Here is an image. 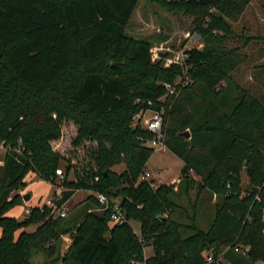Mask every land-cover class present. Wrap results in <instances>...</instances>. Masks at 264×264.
Segmentation results:
<instances>
[{
	"label": "trees",
	"instance_id": "1",
	"mask_svg": "<svg viewBox=\"0 0 264 264\" xmlns=\"http://www.w3.org/2000/svg\"><path fill=\"white\" fill-rule=\"evenodd\" d=\"M139 1L0 0V144L10 147L0 159V264H206L208 252L264 264V96L235 78L248 55L227 44L251 0H145L193 16L205 40L168 67L127 35ZM188 74L169 95L165 85ZM149 107H164L163 143L185 165L179 183L140 179L156 150L133 116ZM64 121L76 125L72 153L82 147L83 158L58 151ZM30 172L63 188L57 208L87 189L100 207L98 193L119 202L127 223L112 222V206L74 222L46 203L11 216ZM35 253L43 260L33 263Z\"/></svg>",
	"mask_w": 264,
	"mask_h": 264
},
{
	"label": "rangeland",
	"instance_id": "2",
	"mask_svg": "<svg viewBox=\"0 0 264 264\" xmlns=\"http://www.w3.org/2000/svg\"><path fill=\"white\" fill-rule=\"evenodd\" d=\"M246 10L241 14L237 21L233 24V33L228 37V46L240 47L243 54L248 55L246 63L240 65L234 72L235 78L243 85L250 86L255 92L264 96V0H251L246 6ZM133 17L131 18L127 35L134 39L148 41L150 43L151 57L153 61H162L164 66L168 65L169 59H174L176 56L182 55L184 51L197 47L203 48L205 40L199 36L197 40H193V36L198 34L196 25L193 24L194 17L184 12H175L156 2L140 0ZM214 11V10H212ZM177 80L173 86L176 85ZM166 86V85H165ZM167 87V86H166ZM169 87H167L168 90ZM169 92V91H168ZM167 92V93H168ZM165 100V97H161ZM147 115H151L148 112ZM76 125L71 121H64V136L62 141L57 145L60 153L71 156L74 160L83 158L84 149L78 148L72 153L74 146L72 140L75 138ZM10 150V147L3 142L0 144V159L3 162L5 154ZM80 150V151H79ZM64 162L59 169L64 170ZM146 170L152 173L151 179L157 184L161 183H179L183 176V161L171 150H168L164 145L163 149H156L151 158L146 164ZM125 167L116 166L117 171H123ZM35 172H30L25 177L27 188L20 191L23 196L26 193L31 194V199L23 201L22 205H18L10 211V215L17 219H24L26 216V207L32 208L36 205L47 203L48 199L54 196L57 190L56 186L49 181L46 182L40 179ZM32 175V176H31ZM31 176V177H30ZM73 174H70L72 178ZM244 185L249 184V178L243 176ZM25 193V194H24ZM92 196H96L91 190L80 189L64 204L63 210L67 211V219L69 222H74L75 218L90 208L93 212H100L101 207L95 203ZM216 200V198H215ZM213 200V201H215ZM135 232L139 233L140 223L138 221L131 222ZM210 221L205 219L201 225L204 229L209 228ZM34 227L28 229L32 231ZM2 235L0 231V236ZM72 241L71 233L63 236V252L68 249ZM147 256L154 254V247L149 244L145 248ZM43 260L41 253H35L33 263Z\"/></svg>",
	"mask_w": 264,
	"mask_h": 264
},
{
	"label": "built area",
	"instance_id": "3",
	"mask_svg": "<svg viewBox=\"0 0 264 264\" xmlns=\"http://www.w3.org/2000/svg\"><path fill=\"white\" fill-rule=\"evenodd\" d=\"M197 37H199L197 34L193 36V40L196 42L199 41L197 40ZM188 50L184 51L182 55L176 56L174 59H169L168 65L169 64H179V65H185L186 59L188 58ZM191 81L190 75H185L177 80L176 85L166 84L168 88V93L169 95L174 93L176 90V86L178 85H186ZM149 104L152 105L153 103L149 101ZM148 112H151V115H147ZM134 124L140 125L149 132H151L154 135V138L151 140L146 141L145 143L153 148L154 150L156 149H163L164 148V143H163V134H162V129H163V124H164V107L161 109H154V108H146V109H141L139 112L134 114L133 116ZM57 174L60 178H64L65 172L62 169H58ZM152 173L145 170L140 179H151ZM63 188L58 187L56 190V195L60 196ZM244 195L245 192L243 193ZM97 199L99 200L101 204L102 209H107L109 207H113L112 209V222L115 224H124L127 223L128 217L127 214L123 211L121 205L119 202H115L112 204V202L107 198L104 194L98 193L97 194ZM257 199L260 200V195H257ZM48 206H53L57 211L58 215L61 217L65 218L67 216V211L63 210L62 208H57V205L55 204V200H53V197L49 198L47 203ZM26 213H30V209H27ZM263 222H264V215H263ZM235 252L236 253H241L243 255H247L249 252V247H246L242 244H237L235 246ZM206 264H231L229 263L224 257L223 254L219 255L218 257H215L213 253H206Z\"/></svg>",
	"mask_w": 264,
	"mask_h": 264
},
{
	"label": "water",
	"instance_id": "4",
	"mask_svg": "<svg viewBox=\"0 0 264 264\" xmlns=\"http://www.w3.org/2000/svg\"><path fill=\"white\" fill-rule=\"evenodd\" d=\"M184 135H185L186 137H189V136H190L189 131L185 132ZM29 199H30V194H27V195L24 197V200L27 201V200H29Z\"/></svg>",
	"mask_w": 264,
	"mask_h": 264
},
{
	"label": "crops",
	"instance_id": "5",
	"mask_svg": "<svg viewBox=\"0 0 264 264\" xmlns=\"http://www.w3.org/2000/svg\"><path fill=\"white\" fill-rule=\"evenodd\" d=\"M35 174H36V173H33V175H35ZM31 176H32V175H31ZM31 176H30V177H31ZM24 194H25V193H24ZM30 198H31V194H30ZM27 203H28V202H26L25 204L27 205ZM27 209H29V207H26L25 212L27 211Z\"/></svg>",
	"mask_w": 264,
	"mask_h": 264
}]
</instances>
